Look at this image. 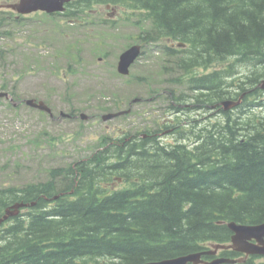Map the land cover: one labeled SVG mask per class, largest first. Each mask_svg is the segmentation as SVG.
<instances>
[{
	"label": "trees",
	"instance_id": "obj_1",
	"mask_svg": "<svg viewBox=\"0 0 264 264\" xmlns=\"http://www.w3.org/2000/svg\"><path fill=\"white\" fill-rule=\"evenodd\" d=\"M98 7L148 21L138 41L164 43L179 75L173 82L194 92L192 101L173 97L167 112L175 117L147 137H103L46 182L0 187V219L16 203L28 205L0 225V264H144L228 244L231 222H264V120L251 114L264 104V0H75L50 16L109 24ZM241 68L249 73L240 76ZM244 93L237 109H221L225 122L199 132L191 125L199 141H188L179 105L210 109ZM170 129L179 131L176 144L157 137ZM257 259L243 264H264Z\"/></svg>",
	"mask_w": 264,
	"mask_h": 264
},
{
	"label": "rangeland",
	"instance_id": "obj_2",
	"mask_svg": "<svg viewBox=\"0 0 264 264\" xmlns=\"http://www.w3.org/2000/svg\"><path fill=\"white\" fill-rule=\"evenodd\" d=\"M14 1L0 0V11L6 13L0 22V92L13 98L0 99V187L46 182L51 169L88 157L103 137L144 136L155 131L161 126L158 123L175 117L167 112L173 97L186 95L191 100L194 95L173 82L179 75L174 60L163 53V42L144 46L130 74L119 73L120 56L130 46L141 44L138 37L149 28L143 18L136 15L127 20L115 8L98 7L96 13L106 18L112 14L109 24L94 19L79 26L44 13L16 19L17 13L7 8ZM11 12L15 19L9 17ZM241 69L240 76L249 73ZM29 99L47 103L54 116L25 104ZM135 99L140 102L134 103ZM182 104L189 107L192 102ZM128 109L132 110L128 115L103 119ZM188 109L180 114L185 120L181 125H187L185 133L191 136V125H197V132L226 119L211 117L212 111ZM61 113L76 118H64ZM82 114L89 119H82ZM252 115L262 118L264 109ZM171 130L158 132L157 137L176 144L178 134Z\"/></svg>",
	"mask_w": 264,
	"mask_h": 264
},
{
	"label": "water",
	"instance_id": "obj_3",
	"mask_svg": "<svg viewBox=\"0 0 264 264\" xmlns=\"http://www.w3.org/2000/svg\"><path fill=\"white\" fill-rule=\"evenodd\" d=\"M75 0H18L14 4L8 5L19 14H31L35 12H45L48 14L62 13L66 10V5ZM179 47H184V44H178ZM142 46L133 45L127 49L121 56L118 64V71L121 75L128 76L130 74L131 67L135 64L138 58L141 56ZM264 89V81L259 85ZM0 98H10L8 93L1 92ZM243 96L238 100H226L219 103L212 108L221 107L224 111L228 112L234 108L239 107L242 104ZM11 99V98H10ZM28 106L38 109L42 112L48 113L53 116L52 109L43 101H37L35 99H29L24 101ZM140 102V99H135L134 103ZM130 110L111 113L103 116L104 121L115 119L119 116H123L130 113ZM62 117L69 118L70 115L64 113ZM81 118L88 120L89 116L85 114L81 115ZM56 197L55 199H57ZM25 204H15L6 210V213L2 219H0V225L7 221L9 218L17 217L20 214L22 208L27 207ZM229 229L232 231L233 236L230 244H218L213 245L212 249L183 255L175 258L164 259L161 261L147 262L144 264H238L242 263V259L231 258H217L213 261L207 262L203 260L204 256H214L220 250H234L238 253H243L247 257L249 256H264V222L258 225L238 224L231 222L228 224Z\"/></svg>",
	"mask_w": 264,
	"mask_h": 264
},
{
	"label": "flooded vegetation",
	"instance_id": "obj_4",
	"mask_svg": "<svg viewBox=\"0 0 264 264\" xmlns=\"http://www.w3.org/2000/svg\"><path fill=\"white\" fill-rule=\"evenodd\" d=\"M174 105V104H173ZM181 108H185V106H182V105H179ZM186 109V108H185ZM201 109H206L205 110V112H208L209 111V108H201ZM210 111H212V113H211V117H214V118H218L219 116H221L222 115V112H221V109H219V108H216L215 110H210ZM183 112V111H182ZM185 121V120H184ZM196 122H199V121H196ZM184 131V130H183ZM197 131L199 132V129H197ZM171 133H173V134H179L178 132V130H176V129H172L171 131H170ZM149 134V133H148ZM181 134V133H180ZM145 136H147V135H145ZM221 252H219L217 255H215V256H204V259L206 260V261H212V260H214V259H216V258H218V257H220V254ZM243 256V255H242ZM241 257V256H240Z\"/></svg>",
	"mask_w": 264,
	"mask_h": 264
},
{
	"label": "bare ground",
	"instance_id": "obj_5",
	"mask_svg": "<svg viewBox=\"0 0 264 264\" xmlns=\"http://www.w3.org/2000/svg\"><path fill=\"white\" fill-rule=\"evenodd\" d=\"M172 96H173V95H172ZM241 96L245 97V96H246V93L242 94ZM238 99H239V98H238ZM242 103H243V100H242ZM243 104H244V103H243ZM217 105H218V104H217ZM182 106H184V105H182ZM213 106H216V105H213ZM213 106L210 107L211 110H215L216 108H220V109H222V108L219 107V106L216 107V108H212ZM185 107H188V105H186ZM198 107H199V106H198ZM237 108H238V107H237ZM237 108H234L233 110H235V109H237ZM263 109H264V104H262L261 106H258L257 108L253 109V111H254V112H256V111L261 112ZM222 110H223V109H222ZM209 111H210V110H209ZM230 111H232V110H230ZM253 111H252V112H253ZM252 112H251V114H252ZM258 115H259V114H258ZM244 117H248V115L246 114V116L244 115ZM253 117H254L255 119H256V118H260V117L255 116V115H254ZM261 119L264 120V117H262ZM146 135H148V134H146ZM144 136H145V135H144ZM145 137H147V136H145ZM186 138H187V137H185V139H186ZM191 139H192V138H189V140H188V139H187V140L190 141ZM187 140H184V141H187ZM193 141L196 142V141H199V140H197L196 138H194ZM55 198H56V197H55ZM27 207H28V206H27ZM21 210H22V209H21ZM9 219H10V218H9ZM257 225H258V224H257ZM232 236H233V235H232ZM201 252H202V251H201ZM241 254H242V253H240V255H241ZM241 256H242V255H241ZM250 258H251V257H250ZM248 259H249V258H248ZM248 259H247V260H248ZM204 260H205V259H204ZM214 260H215V259H214ZM212 261H213V260H212Z\"/></svg>",
	"mask_w": 264,
	"mask_h": 264
}]
</instances>
